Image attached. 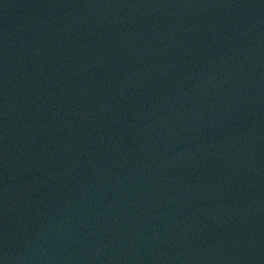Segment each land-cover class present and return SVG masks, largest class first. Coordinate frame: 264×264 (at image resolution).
Masks as SVG:
<instances>
[{
	"label": "water",
	"instance_id": "95a60500",
	"mask_svg": "<svg viewBox=\"0 0 264 264\" xmlns=\"http://www.w3.org/2000/svg\"><path fill=\"white\" fill-rule=\"evenodd\" d=\"M0 264H264V0H0Z\"/></svg>",
	"mask_w": 264,
	"mask_h": 264
}]
</instances>
